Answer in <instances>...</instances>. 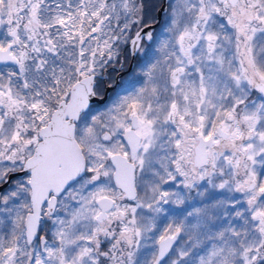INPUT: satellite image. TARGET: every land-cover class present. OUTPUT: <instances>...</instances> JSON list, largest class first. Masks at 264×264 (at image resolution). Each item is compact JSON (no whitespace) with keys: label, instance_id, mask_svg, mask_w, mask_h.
<instances>
[{"label":"snow or ice","instance_id":"1","mask_svg":"<svg viewBox=\"0 0 264 264\" xmlns=\"http://www.w3.org/2000/svg\"><path fill=\"white\" fill-rule=\"evenodd\" d=\"M146 7L0 0V264H264V0Z\"/></svg>","mask_w":264,"mask_h":264},{"label":"flooded vegetation","instance_id":"2","mask_svg":"<svg viewBox=\"0 0 264 264\" xmlns=\"http://www.w3.org/2000/svg\"><path fill=\"white\" fill-rule=\"evenodd\" d=\"M167 3L168 0H146L147 7L145 10L144 23H147L149 25L157 21L156 17H158L159 8H161L163 4L166 5V11L163 12L159 23L155 27H153L154 29L152 30V33L154 36H156L164 26L165 18L167 15ZM142 26L143 25H140V27ZM136 30H138V27L134 26L133 30L129 32L128 35L130 37L133 36ZM141 47L145 49V52L137 51L135 54H133L130 42L127 44L119 45V55L112 62H110L108 66H106L102 70L101 74L103 76V79H98L99 96H102L104 94L103 91H105L106 85L115 83V80L117 79L118 75H119V81L116 87H114L113 89H111V91H109V95L106 101H108L112 97V94L117 90V88H120V84L122 83V80H125V78L127 77H130L132 79L139 75L141 70V65L145 63L146 60L148 59L146 53L150 55L155 45L153 42L144 40L141 42ZM106 101H104L103 103H94V104L92 103V104L94 105V107H97L104 105Z\"/></svg>","mask_w":264,"mask_h":264},{"label":"water","instance_id":"3","mask_svg":"<svg viewBox=\"0 0 264 264\" xmlns=\"http://www.w3.org/2000/svg\"><path fill=\"white\" fill-rule=\"evenodd\" d=\"M165 11H166V5L163 4V9H162V6H161V8H159L158 17H156L157 18V21L155 23L151 24L150 25L151 26L150 29H146V31L147 30H151L152 31L154 29L153 27H155L159 23L160 18L162 16L163 12H165ZM131 66H132V64H131ZM118 81H119V75H118L117 79L115 80V83L114 84L106 85L105 91H103L104 94L102 96L97 95L96 97L93 98L92 103L93 104L94 103H103L104 101H106L107 98H108V95H109V91H111V89H113L114 87H116Z\"/></svg>","mask_w":264,"mask_h":264},{"label":"rangeland","instance_id":"4","mask_svg":"<svg viewBox=\"0 0 264 264\" xmlns=\"http://www.w3.org/2000/svg\"><path fill=\"white\" fill-rule=\"evenodd\" d=\"M131 78L130 77H127L125 78V80H122V83L120 84V88H117V90L112 94V97L106 101V103L104 105H101V106H97L96 108L97 109H103L104 107H106L112 100V98L118 93V92H121V90L126 87L128 85V83L130 82Z\"/></svg>","mask_w":264,"mask_h":264}]
</instances>
